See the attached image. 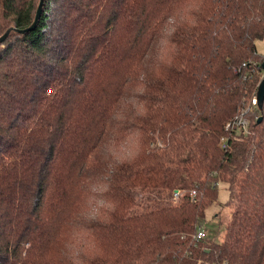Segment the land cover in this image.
Wrapping results in <instances>:
<instances>
[{
	"label": "trees",
	"instance_id": "1",
	"mask_svg": "<svg viewBox=\"0 0 264 264\" xmlns=\"http://www.w3.org/2000/svg\"><path fill=\"white\" fill-rule=\"evenodd\" d=\"M39 4L0 0V264H264V0Z\"/></svg>",
	"mask_w": 264,
	"mask_h": 264
},
{
	"label": "rangeland",
	"instance_id": "2",
	"mask_svg": "<svg viewBox=\"0 0 264 264\" xmlns=\"http://www.w3.org/2000/svg\"><path fill=\"white\" fill-rule=\"evenodd\" d=\"M258 50L261 54H264V41L258 42ZM248 112H250V110ZM218 192V199L207 209L206 218L203 221L204 224L200 226L206 230L207 237L213 241L221 240L223 238L222 236L225 233L227 221L229 219V216L231 215V207L227 205L228 199L230 197V192L226 189V186L224 184L219 185Z\"/></svg>",
	"mask_w": 264,
	"mask_h": 264
},
{
	"label": "built area",
	"instance_id": "3",
	"mask_svg": "<svg viewBox=\"0 0 264 264\" xmlns=\"http://www.w3.org/2000/svg\"><path fill=\"white\" fill-rule=\"evenodd\" d=\"M253 101V108L256 106L258 107V101H257V96L252 100ZM252 110V109H251ZM249 119L244 115L241 114V117L235 119L232 122H229L227 125V129H232L233 131H237V132H248V127H249ZM223 147H226L225 144H223ZM194 194L195 191H193ZM179 191H175V195L178 197L179 196ZM197 241L199 240H203L207 238V232L203 227H199V230L197 231V233L194 236Z\"/></svg>",
	"mask_w": 264,
	"mask_h": 264
},
{
	"label": "water",
	"instance_id": "4",
	"mask_svg": "<svg viewBox=\"0 0 264 264\" xmlns=\"http://www.w3.org/2000/svg\"><path fill=\"white\" fill-rule=\"evenodd\" d=\"M43 6H44V0H40V4H39V7H38L37 12H36V15H35V20L32 23V25L29 26L28 29H26L25 31H28L30 29H34L38 25V23H39V21L41 19V14H42V11H43ZM10 31H11V29L7 30L5 32V34H3L2 36H0V43L4 42L9 37V34H10L9 32ZM20 31H23V30H20ZM263 67H264V64H263ZM258 86H259L258 91H257L258 107L259 108H262L263 107V104H264V76H263V79L261 80V82L259 83ZM262 119L263 118L260 117L259 118V121H261Z\"/></svg>",
	"mask_w": 264,
	"mask_h": 264
}]
</instances>
